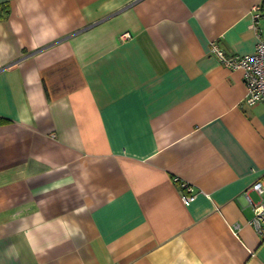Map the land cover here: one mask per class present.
I'll return each instance as SVG.
<instances>
[{
	"label": "crops",
	"instance_id": "crops-1",
	"mask_svg": "<svg viewBox=\"0 0 264 264\" xmlns=\"http://www.w3.org/2000/svg\"><path fill=\"white\" fill-rule=\"evenodd\" d=\"M262 2L0 0V264H264Z\"/></svg>",
	"mask_w": 264,
	"mask_h": 264
},
{
	"label": "built area",
	"instance_id": "built-area-1",
	"mask_svg": "<svg viewBox=\"0 0 264 264\" xmlns=\"http://www.w3.org/2000/svg\"><path fill=\"white\" fill-rule=\"evenodd\" d=\"M252 27L259 32V22L264 20V0L261 5L255 6L252 12ZM126 36V34H124ZM212 50L219 59L228 67L243 70L244 81L247 87L245 102L248 105H264V35L259 34V39L253 53L244 55L227 54L217 42L212 43ZM183 187L182 198L186 205H189L196 197L194 187L187 181H181ZM252 188L260 194L264 192V178L253 183ZM252 223L256 231L264 236V198L255 205Z\"/></svg>",
	"mask_w": 264,
	"mask_h": 264
},
{
	"label": "trees",
	"instance_id": "trees-1",
	"mask_svg": "<svg viewBox=\"0 0 264 264\" xmlns=\"http://www.w3.org/2000/svg\"><path fill=\"white\" fill-rule=\"evenodd\" d=\"M9 13H10V8L8 4L0 5V19H4L8 17Z\"/></svg>",
	"mask_w": 264,
	"mask_h": 264
}]
</instances>
